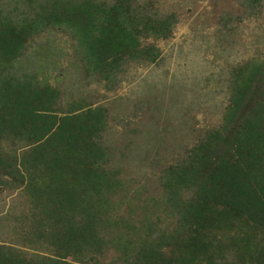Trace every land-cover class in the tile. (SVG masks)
I'll list each match as a JSON object with an SVG mask.
<instances>
[{
  "label": "trees",
  "instance_id": "trees-1",
  "mask_svg": "<svg viewBox=\"0 0 264 264\" xmlns=\"http://www.w3.org/2000/svg\"><path fill=\"white\" fill-rule=\"evenodd\" d=\"M148 10L136 0H50L37 20L0 17V193L26 199L15 231L52 252L27 257L0 242V264H84L108 248L131 264H264V59L233 70L222 123L163 173L166 224L129 221L131 233L102 212L116 186L104 167V110L61 114L55 88L4 73L37 23L71 29L100 76L154 62L141 41L167 38L175 17Z\"/></svg>",
  "mask_w": 264,
  "mask_h": 264
},
{
  "label": "rangeland",
  "instance_id": "rangeland-1",
  "mask_svg": "<svg viewBox=\"0 0 264 264\" xmlns=\"http://www.w3.org/2000/svg\"><path fill=\"white\" fill-rule=\"evenodd\" d=\"M48 1L0 0V17L31 22ZM136 2L161 17H175L167 38L141 41L155 48L154 62L129 61L103 77L85 61L71 29L37 23L23 54L4 72L55 88L61 114L104 110V167L114 174L116 186L102 202V212L109 209L115 232L129 233V221L142 230L154 222L166 224L163 173L222 123L233 70L264 59V0ZM24 208L26 199L18 193H0V242L27 257L51 254L16 233L20 221L13 216ZM96 258L84 264H131L111 248Z\"/></svg>",
  "mask_w": 264,
  "mask_h": 264
}]
</instances>
